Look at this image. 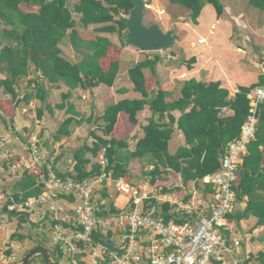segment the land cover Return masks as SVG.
<instances>
[{
	"label": "crops",
	"instance_id": "0c3cea01",
	"mask_svg": "<svg viewBox=\"0 0 264 264\" xmlns=\"http://www.w3.org/2000/svg\"><path fill=\"white\" fill-rule=\"evenodd\" d=\"M221 1L224 5L222 16L217 15L212 4L205 3L197 18L198 22L194 23L189 8L190 11L187 12L169 0H147L146 10L149 15L147 23L143 22L146 25L156 23L164 32L174 30L177 37L175 45L163 52L141 51L129 45L123 35L125 28L121 34L120 26L115 21L85 25L82 22L83 14L76 11L81 0H65L72 12L73 29L84 40H110L107 54L100 59L102 68L106 71L113 61H119V71L112 86L101 83L96 87L79 86L72 89L63 80L50 82L41 70L32 65L31 73L19 80L18 91L21 98L26 94L34 96L26 101L21 100L17 105L12 103V96L0 88V192L14 197L21 193L18 184L27 171L37 176L38 182L44 185L39 196L28 199L34 201L33 205L14 212L0 206V264H16L39 244L49 249L58 264H117L116 258L125 252L124 231L100 226L92 234L93 244L74 238L72 221L74 208L78 204L76 196L63 193L51 185L54 177L79 181L75 179V165L78 161L76 153L82 150H85V158L90 160L88 171L97 163L101 165L100 174H93L84 180L95 182L93 195L100 217H109L134 206L132 195L122 194L117 190L115 180L124 179L141 195H147L139 204L143 210L152 211L166 222L194 220L186 213L185 205H197L200 197L211 196L213 188L210 183H206L207 176L197 180L188 179L185 171L177 172L168 166L164 167L151 152L140 156H133V153L145 137L144 127L152 120L164 130H173L168 139V152L171 155L182 147L191 148L183 129L179 127V119L194 106L193 87L196 83L219 82L220 88L229 91L227 100H232L241 86L257 84L264 76V11L249 8L248 0ZM103 4L110 7L104 1ZM22 8L25 11H38L40 6L24 2ZM166 11H175V18L167 16ZM126 14L128 13L121 10L119 15H115V20L121 21ZM108 27H115L117 30H106ZM73 29L67 31V36L59 46L63 58L71 63H79L84 57L92 55L93 50L90 47H74L71 40ZM244 42L253 44L260 53V60L255 62L256 72L243 64L247 54L241 50ZM156 59L159 61L155 69L150 66L143 69L148 95L145 97L135 89L129 71L139 62ZM232 61H235L233 69ZM33 68L37 69L36 77L32 72ZM6 76L5 72L0 73V79ZM40 88H43L46 96L43 101L38 98ZM161 91L166 93L164 103L181 106L164 114L153 112L150 101ZM190 94H193L192 99L186 102L185 99ZM138 100H146L147 103L137 112L136 123L131 121L127 112L122 111L118 115L114 131L105 133L107 123L102 116L106 108L120 101ZM234 113L230 106H226L221 109L219 116L227 118ZM69 118L73 119L72 123L63 126ZM81 119L83 123L80 124L78 121ZM67 131L70 134L64 133ZM92 132L108 141L115 138L125 142V146L115 147L117 159L126 169L115 180L105 177L108 172L106 166L110 165L105 156L106 148L101 147L97 154L93 152L97 139ZM34 139L37 140L38 156L33 153ZM260 149L263 153L260 171L264 172V146ZM248 153L249 151L246 155ZM103 160H106L105 165L102 164ZM158 164L164 172L160 177H155L152 172ZM186 166L182 162L184 170ZM262 185V190L257 194L260 202L264 203V180ZM237 196L234 211L226 219L231 227L226 233L231 238L241 239L240 256H246L252 264H264V257H261L264 254V212L263 217L251 214L246 218H238L247 209L249 197L243 191L237 192ZM203 213L207 214L205 211ZM196 215L199 216L200 213ZM58 225L61 231L72 237L73 245L64 246L55 240V227ZM16 233L26 237H12ZM142 239L146 246L151 243L148 235H144ZM30 264L45 262L41 255H37Z\"/></svg>",
	"mask_w": 264,
	"mask_h": 264
},
{
	"label": "trees",
	"instance_id": "16d2710c",
	"mask_svg": "<svg viewBox=\"0 0 264 264\" xmlns=\"http://www.w3.org/2000/svg\"><path fill=\"white\" fill-rule=\"evenodd\" d=\"M103 1L110 7H105ZM169 1L189 8L192 11L194 23L198 22L197 18L205 3L212 4L218 16H222L224 13V5L221 0ZM248 1L253 7L264 11V0ZM24 2L38 5L40 8L38 11H25L22 8ZM132 6L131 0H81L76 11L83 14L82 22L85 25L115 21L119 24V32L122 34L125 25L120 20H115V15H119L121 10L128 13ZM71 28L73 29V16L66 6L65 0H0V73L7 74L6 78L0 79V88L12 96L14 105L34 96V94H26L21 98L18 91L19 80L31 73L32 65L41 70L50 82L63 80L72 89L79 86L96 87L101 83L109 86L114 85L119 71V61H113L106 71L100 64L101 57L107 54L108 47L111 45L109 39L97 38L96 42L87 41L79 35L77 30L73 29L71 40L74 47L77 49L90 47L93 53L84 57L79 63H71L61 56L60 42L67 36V31ZM105 29L117 30L115 27ZM158 61L156 59L139 62L129 71L135 89L145 97L148 95L143 69L148 66L155 69ZM259 85H264V76L257 84L249 87L241 86L235 97L232 100H227L229 91L220 88L219 82L196 83L193 87L195 88L194 106L190 112L184 113L179 119V127L183 129L191 148L182 147L171 155L168 152V139L173 130L171 128L164 130L160 124L152 120L144 127L145 137L138 143L133 156L151 152L164 167L168 166L177 172L185 171L188 179L197 180L215 173L221 168V159L229 144L239 136L242 125L248 117L250 102L247 94ZM40 90L41 94L38 98L43 101L46 96L43 88ZM192 95H187L185 101L189 102ZM165 96L166 93L161 91L150 101V108L153 112L164 114L170 109L181 106L180 104L164 103ZM146 103V100L120 101L108 106L102 116V119L107 123L104 129L105 133L110 134L114 131L118 115L122 111L127 112L131 121L136 123V114L145 107ZM226 106H230L235 113L232 117L222 118L219 113ZM75 113L79 115V113ZM39 115L41 116V112ZM258 116L256 138L248 146L249 153L243 157L239 179L235 184L237 192L243 191L249 197L247 209L238 218H246L251 214L263 217L262 213L264 212V203L260 202V197L257 194L259 190H262L261 186H263L264 180V172L260 171L263 161V153L260 148L264 146V103L260 106ZM72 121V118L67 119L63 126H69ZM78 123H83V120H79ZM64 133L70 134L69 131ZM92 134L97 139L92 148L93 152L97 154L101 147H105V156L110 162V165L106 166V170H112L113 176L119 177L126 169L118 161L115 147L125 146V142L115 138L108 141L100 138L95 132ZM84 154L85 150L76 153L78 161L75 165L77 175L75 179L79 181H84L93 174L101 173L99 163L93 165L90 171L87 170L90 160L85 158ZM182 162L187 164L185 170L182 167ZM162 172L164 170L161 171L158 164L152 173L155 177H160ZM18 186L22 191L15 196L18 203H25L29 198L39 196L44 187L38 182L37 176L29 171L25 172ZM4 209L8 210L7 207ZM262 221H264L263 218ZM19 228H21L20 225ZM12 237L24 239L26 236L16 233ZM95 238L97 237L95 236ZM261 257H264V254H261Z\"/></svg>",
	"mask_w": 264,
	"mask_h": 264
},
{
	"label": "built area",
	"instance_id": "2783aa9c",
	"mask_svg": "<svg viewBox=\"0 0 264 264\" xmlns=\"http://www.w3.org/2000/svg\"><path fill=\"white\" fill-rule=\"evenodd\" d=\"M247 96L250 109L239 136L229 144L221 159V168L205 178L206 183L212 185L211 196L200 197L197 205H185L186 213L194 220L166 222L152 211L143 210L139 204L147 195H141L124 179L115 180L112 171L106 172L105 177L116 181L120 193L132 195L134 206L109 217H100L93 195L95 182L54 177L51 179L52 187L74 194L78 201L72 221L74 238L93 244L92 234L100 226L123 230L125 252L116 258L117 264H252L246 256H240L241 239L231 238L226 233L231 230L226 223L227 216L234 211L238 198L235 184L239 179L241 163L250 142L256 138L258 114L264 103V85L253 88ZM36 142L34 139L32 147L33 153L38 156ZM102 164L105 165L106 160ZM33 204L32 200L18 203L11 194L0 192V206L8 210L23 209ZM198 212L199 216L196 215ZM55 228L57 242L64 246L73 245L72 237L61 231L59 225ZM144 235H148L151 242L147 246L143 244Z\"/></svg>",
	"mask_w": 264,
	"mask_h": 264
},
{
	"label": "water",
	"instance_id": "95a60500",
	"mask_svg": "<svg viewBox=\"0 0 264 264\" xmlns=\"http://www.w3.org/2000/svg\"><path fill=\"white\" fill-rule=\"evenodd\" d=\"M133 6L130 8L128 14L121 18L125 25L123 35L129 45L141 51H163L166 52L171 49L177 37L174 30L164 32L156 23L146 25L143 22L147 0H131ZM34 76H37V69L32 70ZM41 255L45 264H58L53 258L49 249L42 244L30 249L25 256L16 264H30L31 260Z\"/></svg>",
	"mask_w": 264,
	"mask_h": 264
},
{
	"label": "rangeland",
	"instance_id": "374dc122",
	"mask_svg": "<svg viewBox=\"0 0 264 264\" xmlns=\"http://www.w3.org/2000/svg\"><path fill=\"white\" fill-rule=\"evenodd\" d=\"M150 2H151V0H149ZM249 3H247V5H248ZM175 6H177L178 8H180V9H183V10H185V11H187V12H189L190 10L187 8V7H185V6H183V5H178V4H176ZM248 7L249 8H253V9H256L255 7H253V6H251L250 4L248 5ZM257 10V9H256ZM166 13H167V16H169L170 15V17H174L175 18V11H170V12H167L166 11ZM169 13V14H168ZM149 15V11L148 10H145V18L143 19V21L145 22V23H147V20H146V18H147V16ZM177 17V16H176ZM171 18H168V20H170ZM245 43V42H244ZM241 50L242 51H244V52H247V54H245V60H244V62H243V64L244 65H248V66H250L249 68H250V70H253V71H255L256 72V68H255V65H256V63L255 62H257V60H260V53L258 52V50H257V48H255L254 46H253V44H251L250 45V42H246L245 44H244V47H242L241 48ZM234 65H235V61H232L231 62V68L233 69L234 68Z\"/></svg>",
	"mask_w": 264,
	"mask_h": 264
}]
</instances>
